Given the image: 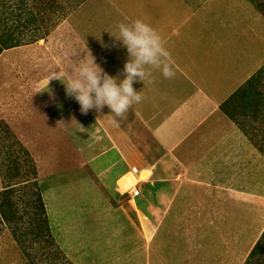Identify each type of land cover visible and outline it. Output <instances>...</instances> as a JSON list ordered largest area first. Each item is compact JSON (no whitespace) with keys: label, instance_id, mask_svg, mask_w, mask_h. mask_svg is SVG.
Returning a JSON list of instances; mask_svg holds the SVG:
<instances>
[{"label":"rangeland","instance_id":"374dc122","mask_svg":"<svg viewBox=\"0 0 264 264\" xmlns=\"http://www.w3.org/2000/svg\"><path fill=\"white\" fill-rule=\"evenodd\" d=\"M162 1L173 2L28 0L38 40L0 53V191L13 187L9 196L0 194V264H105L106 258L114 257L125 264H145L146 259V264L264 263V253L248 254L264 229V0H186L198 6L194 19L205 15L210 21L203 23L199 34L216 29L214 43L235 40L241 54L259 59L252 80L247 79L225 106L248 147L240 152L244 142H236L239 165L245 168L241 171L248 175L236 186L243 195L232 197L244 201H202L210 197L209 187L184 186L182 200L159 202L153 218L135 210L142 204L157 205L148 195L129 200L124 208L133 213L129 222L121 221L128 228L123 234L126 241L121 234L99 233L119 221L106 211L97 214L101 205L117 208L116 202L96 200L86 172L74 168L75 148L84 149L87 162L94 152L93 146L88 149L90 111L82 114L77 102L66 96L64 84L56 79L48 83V77L60 72L66 79L74 78L82 60L95 55L98 47L108 48L122 19H151L157 13L152 5L160 4V10ZM257 153L259 164L252 176L246 168ZM121 171L123 166L115 164L106 179L112 182ZM33 176L45 213L52 218L47 222L49 234L44 233L45 222L37 220ZM135 180L127 174L119 185L126 188ZM141 231H148L147 243L141 240ZM54 232H59L61 242ZM116 239L127 243L123 250L102 249L101 243L116 247Z\"/></svg>","mask_w":264,"mask_h":264},{"label":"crops","instance_id":"0c3cea01","mask_svg":"<svg viewBox=\"0 0 264 264\" xmlns=\"http://www.w3.org/2000/svg\"><path fill=\"white\" fill-rule=\"evenodd\" d=\"M172 1H162L160 10V4L152 5L157 11L156 15L151 19L146 16L143 21L161 35L170 53L174 76L166 79L159 70L153 69L149 78L134 82V89L140 91L143 99L130 107L122 118L114 117L107 107L100 112L90 110L92 144L88 149L94 147L91 161L88 163L85 160L82 155L84 149H79L80 146L74 149V168L86 172L87 181L96 189L93 192L95 199L102 204L116 202L117 205V208L112 209L107 205L103 209L104 205H101L97 209L98 215L106 211L119 221L118 225L107 226L108 229L99 233L123 235L127 232L128 228L122 226L121 221L129 222V215L133 213L129 208H124L129 200L135 202L139 196L148 195L157 205L143 207L142 204L135 210L140 214L149 213L153 218L160 209L159 202L182 200L181 190L184 186L209 187L207 194L210 197L202 201L210 198H214V201H244L243 198L232 196L243 195V191L236 186L244 184L245 176L248 175L241 171L245 168L239 165L241 159H238L236 149L237 141L245 145V135L236 129L235 120L231 117L233 113L225 106L245 81L254 75L259 59L245 52L241 54L240 45L235 40L224 45L214 43L211 38L216 29H211L206 36L199 34L203 23L210 22L207 16L200 15L194 19L192 15L198 6L187 2L189 0ZM173 4L177 6L173 7ZM170 14L172 17L169 18ZM136 19L140 17L133 18ZM133 20L125 18L120 23ZM117 31L113 36H118ZM114 40V37L109 38L108 48L100 51L98 47L93 56L109 75L122 78L127 51L118 43L113 47ZM77 106L80 110L78 103ZM114 119L117 124L113 123ZM243 148L248 150L245 145L239 151L242 152ZM258 158L257 153L255 162L251 161L246 168L250 170L249 175L254 176ZM115 164L123 166L124 171L110 182L106 174ZM141 171L150 172L147 181L139 180ZM127 174L137 180L122 188L119 180ZM133 187L139 189V195L135 197L130 193ZM46 218L47 222L52 221L47 213ZM146 232L139 233L143 242L148 239ZM58 233L54 232L56 240L61 242ZM123 239L126 241V236L123 235ZM125 241L118 242L116 239V247L112 248L108 243H101L102 249L123 250V244H127ZM105 261V264H125V261L121 263L116 257L111 260L106 258Z\"/></svg>","mask_w":264,"mask_h":264},{"label":"clouds","instance_id":"9594fccd","mask_svg":"<svg viewBox=\"0 0 264 264\" xmlns=\"http://www.w3.org/2000/svg\"><path fill=\"white\" fill-rule=\"evenodd\" d=\"M117 27L118 36H112L115 38L112 46L118 43L126 49L128 56L122 69V78L104 71L91 53L88 59L77 65L74 78L66 79L60 72L48 77V83L56 79L64 84L66 96L79 104L82 114L90 110L100 112L107 107L114 117L122 118L130 107L143 99L140 91L134 89V82L149 78L153 69L159 70L166 79L174 76L170 53L153 26L136 19L130 23H120ZM113 123L118 122L114 119Z\"/></svg>","mask_w":264,"mask_h":264},{"label":"trees","instance_id":"16d2710c","mask_svg":"<svg viewBox=\"0 0 264 264\" xmlns=\"http://www.w3.org/2000/svg\"><path fill=\"white\" fill-rule=\"evenodd\" d=\"M4 1L5 0H0V53H2L4 50L16 48L21 45L31 44L38 40V38L35 36L36 17L32 15V8L30 7L28 0H7L8 6ZM260 94L261 92L257 91L256 95L259 96L257 98H261ZM262 95L264 96L263 93ZM31 185L36 189L35 205L38 210L37 220L45 222L46 227L43 230L44 233L49 234L48 231L50 228L47 226L45 208L36 183V176H33V179H31ZM9 192H13V187L6 185L4 189L0 191V194H5L3 196H9L10 194L6 195ZM2 208V203H0V212ZM35 223L39 225L38 221H35ZM40 236H42L41 233L40 235H35L36 238ZM262 253H264V229L260 233L255 244H253L249 250L248 254L249 256L254 257V255H261ZM262 264L264 263L262 262Z\"/></svg>","mask_w":264,"mask_h":264},{"label":"bare ground","instance_id":"6f19581e","mask_svg":"<svg viewBox=\"0 0 264 264\" xmlns=\"http://www.w3.org/2000/svg\"><path fill=\"white\" fill-rule=\"evenodd\" d=\"M147 170V169H146ZM151 174H150V172H148V171H141L140 172V178H141V180H143V181H147V179L149 178V176H150Z\"/></svg>","mask_w":264,"mask_h":264},{"label":"built area","instance_id":"2783aa9c","mask_svg":"<svg viewBox=\"0 0 264 264\" xmlns=\"http://www.w3.org/2000/svg\"><path fill=\"white\" fill-rule=\"evenodd\" d=\"M133 170L136 171L135 168H133ZM130 193H131V195H132L133 197H135V196L139 195V189L136 188V187H133V188H131V192H130Z\"/></svg>","mask_w":264,"mask_h":264}]
</instances>
